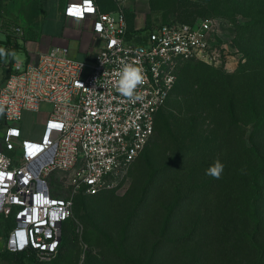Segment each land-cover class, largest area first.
<instances>
[{"label": "built area", "instance_id": "obj_1", "mask_svg": "<svg viewBox=\"0 0 264 264\" xmlns=\"http://www.w3.org/2000/svg\"><path fill=\"white\" fill-rule=\"evenodd\" d=\"M115 3L114 11H104L95 0L66 6L68 17L93 19V31L103 41L94 62L76 60L68 47L54 46L29 63L15 60L0 82V214L15 221L11 251L34 249L41 260L54 259L74 199L52 196L47 177L66 173L65 183L75 193L114 188L116 175L136 161L154 134L156 114L177 82L179 63L228 65L212 19L164 24L139 43L129 37L130 0ZM14 31L23 34L20 27ZM126 64L143 72L138 98L117 90ZM42 103L52 107L41 140L23 138V112L38 111Z\"/></svg>", "mask_w": 264, "mask_h": 264}, {"label": "trees", "instance_id": "obj_2", "mask_svg": "<svg viewBox=\"0 0 264 264\" xmlns=\"http://www.w3.org/2000/svg\"><path fill=\"white\" fill-rule=\"evenodd\" d=\"M231 2V13L248 19L238 27L235 42L245 62L233 73L203 66L204 69L197 67L178 74L185 61L179 63L177 82L160 109L167 107L159 109L155 117V129L159 131L171 115L175 116L179 121L178 128L184 134L180 141L187 142L185 148L194 150L200 158V169L197 173L192 171L197 176L189 175L185 181L182 199L183 203L185 198L183 218H187L188 231L182 247H172L176 257L182 258L181 264H264V0ZM126 14L129 37L139 43H144L148 32L155 27L173 23L195 24L204 19L169 21L138 28L131 22L127 11ZM11 36L0 39V48L17 53L22 46L17 40L12 43ZM15 60L16 57H0V62L10 67ZM217 158L225 167L221 177L214 179L205 172ZM168 180L173 189L174 186H184L171 175ZM110 190L93 195L79 194L97 196ZM178 199L180 201L177 198L169 205L163 223L167 232L161 237L169 241L172 237L166 236L172 220L171 212L176 205L180 206ZM6 217L13 220L11 232L15 221L13 216ZM124 237L128 240L131 236ZM62 243L63 236L60 249ZM7 250L13 254L16 264H56L59 254L48 262L41 260L34 249ZM180 252L183 257L179 256ZM154 255L146 262L151 264L155 260L154 264H162L161 255L156 252Z\"/></svg>", "mask_w": 264, "mask_h": 264}, {"label": "rangeland", "instance_id": "obj_3", "mask_svg": "<svg viewBox=\"0 0 264 264\" xmlns=\"http://www.w3.org/2000/svg\"><path fill=\"white\" fill-rule=\"evenodd\" d=\"M231 1L130 0L126 11L138 28L169 21L212 19L217 30V42L224 47L228 65L215 68L191 59L181 64L178 74L182 70H196L197 67L204 69L203 66L233 73L246 60L235 42L238 27L248 19L231 13ZM25 58L23 53L18 55L21 61H25ZM51 107L42 103L38 111L23 112V138L41 140ZM178 123V119L171 115L159 131L156 128L139 158L116 175V186L110 191L97 196L81 195V191L75 193L65 183L68 178L66 173L54 172L47 177L52 196L73 197L75 203L73 214L63 228V243L56 264H140L141 261L150 264L146 259L155 256V252L161 255L162 264H181L182 258L176 257L172 247L176 245L179 247L176 249H180L188 231L187 218H183L185 198L183 203L182 199L186 190L185 181L189 175L197 176L200 158L194 150L185 148L187 142L180 141L184 134H181ZM186 158L189 159L187 163ZM192 171H196L195 175ZM170 175L184 186H174V190L168 180ZM177 198H180V206L176 205L171 212L172 220L166 236L172 237V241H169L161 237L167 232V226L163 223L169 205ZM12 225L11 217L0 214V264H16L13 254L7 250ZM126 235H130V239L125 240ZM159 241H163L160 247ZM179 256L183 257V252Z\"/></svg>", "mask_w": 264, "mask_h": 264}, {"label": "crops", "instance_id": "obj_4", "mask_svg": "<svg viewBox=\"0 0 264 264\" xmlns=\"http://www.w3.org/2000/svg\"><path fill=\"white\" fill-rule=\"evenodd\" d=\"M82 0H0V39L11 36L12 43L17 40L22 49L18 55L27 51L26 64L34 61L38 53L54 46L68 47L73 58L92 63L95 61L103 41L93 31V19H78L66 16L69 3ZM104 11H114L115 0H95ZM20 27L23 34L16 33ZM26 55V54H25ZM228 64V61H227ZM12 67L0 62V82L11 73Z\"/></svg>", "mask_w": 264, "mask_h": 264}, {"label": "clouds", "instance_id": "obj_5", "mask_svg": "<svg viewBox=\"0 0 264 264\" xmlns=\"http://www.w3.org/2000/svg\"><path fill=\"white\" fill-rule=\"evenodd\" d=\"M8 56L15 57L16 53L0 48V57L7 58ZM144 79L141 68L133 64H126L119 71L117 90L127 98H138L136 90L139 86L143 85ZM3 111V107H0V115L3 114ZM224 167L225 165L217 158L208 166L205 174L214 179H219L224 171Z\"/></svg>", "mask_w": 264, "mask_h": 264}, {"label": "snow or ice", "instance_id": "obj_6", "mask_svg": "<svg viewBox=\"0 0 264 264\" xmlns=\"http://www.w3.org/2000/svg\"><path fill=\"white\" fill-rule=\"evenodd\" d=\"M76 14H78V13H76ZM50 126L51 127H56V128L61 127L60 125H57V124H51Z\"/></svg>", "mask_w": 264, "mask_h": 264}]
</instances>
